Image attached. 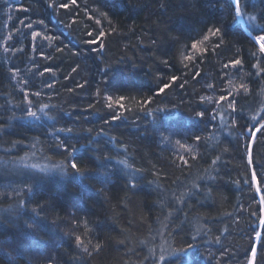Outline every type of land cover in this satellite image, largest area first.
Returning a JSON list of instances; mask_svg holds the SVG:
<instances>
[{
  "label": "trees",
  "instance_id": "16d2710c",
  "mask_svg": "<svg viewBox=\"0 0 264 264\" xmlns=\"http://www.w3.org/2000/svg\"><path fill=\"white\" fill-rule=\"evenodd\" d=\"M63 2L67 0H55L57 5ZM246 2L249 12L264 18V0ZM48 4L49 0H0V124L4 125L0 129V193L5 194L0 195V210L12 208L0 211V264H139L148 247L165 241L185 251L169 256L164 264H246L253 229L264 233L258 226L259 197L264 194V135L257 133L253 142L246 133L249 109L257 107L264 74L255 76L251 53L257 45L242 26L233 23L230 0H77V5L67 10ZM21 6L28 11H18ZM95 7L106 11L117 29L105 37L102 50L98 44L87 43L91 39L87 32L95 33L98 26L87 19L85 10L91 14ZM8 15L13 17L11 21ZM21 19L57 39L33 42L31 30L20 25ZM39 20L44 25L35 23ZM103 23L108 31L107 21ZM210 25L222 27L225 46L216 54L196 55L191 44L200 40ZM9 31L13 39L8 46L22 51H4L3 40ZM185 45L189 49L186 54L196 55L194 66L182 62ZM41 52L51 58L45 59ZM236 56L243 58V70L224 69L223 63ZM34 64L38 67L33 68ZM44 68H52L55 74L38 75ZM15 69L20 71L13 77L10 70ZM171 76L178 79L173 82ZM231 77L236 84L247 83L251 90V95L236 96L237 112L233 115L237 126L230 128L229 116L211 120L206 112L205 118L196 117L195 113L205 108L211 112L215 99L226 94L221 89L229 87ZM208 83L214 89H208ZM164 84L170 87L157 95ZM22 88L30 93L39 91L40 97L30 96L34 110L40 104L54 106L49 111L54 119L40 113L39 121L27 117L26 105L21 103ZM104 93L136 100L151 96L147 107L157 118L128 99L123 103L132 110L120 120H111L113 112L105 106ZM201 96H212L213 102H201ZM165 106L166 111H155ZM69 127L73 129L70 133L54 132ZM101 129L104 131L98 135ZM210 133V140H194ZM57 136L75 146L73 156L94 170L88 174L93 178L86 181L87 189L77 179L61 178L56 172L45 175L30 167H51L64 159L67 153L57 146ZM177 139L192 146L196 160L175 145ZM249 143L253 167L262 181L260 194L251 182ZM26 153L24 163L29 167L18 161ZM180 155L189 159V166L179 161ZM120 159L141 170L135 173V187L130 183L132 170L121 165ZM204 169L210 170L211 179ZM33 176L44 178L33 182ZM193 180L201 188L193 189L184 203H177L173 194L190 189ZM25 183L32 184V191L25 190L17 197L15 192ZM20 199L24 208L18 207ZM169 211L171 216L165 220ZM85 220L91 229L88 238L102 243L100 251L91 256L76 247L74 236L66 235L82 234ZM25 221L35 222L37 229H27ZM216 236H220L219 243ZM121 240L126 242L121 244ZM140 240L149 244L140 245ZM256 244V264H264V250H259V241Z\"/></svg>",
  "mask_w": 264,
  "mask_h": 264
},
{
  "label": "snow or ice",
  "instance_id": "6c2138e0",
  "mask_svg": "<svg viewBox=\"0 0 264 264\" xmlns=\"http://www.w3.org/2000/svg\"><path fill=\"white\" fill-rule=\"evenodd\" d=\"M230 4L232 5V11H233V23L242 26L243 30L246 32V34L251 38V40L257 45V48L255 51L251 53V55L255 58V63L252 64V68L255 69V76L260 77L262 74H264V18L259 17L255 12H249L247 10V2L246 0H230ZM77 5V0H67V2L59 3L58 5L55 3V0H49V7H53L58 9H69L70 7H74ZM18 11H24L27 12L28 9L21 6L17 9ZM11 11V8H9V12ZM91 14L89 13V10H85V14L87 15V19L90 21H93L95 25H97V29L95 33L92 31L87 32V35L91 37L87 43L91 44H98V49L102 50L104 47V39L110 32H115L117 29L112 26V21L109 18V15L106 11H103L99 7L92 8L90 10ZM7 19L11 21L13 17L11 15L7 16ZM103 21H107L108 31H105V25ZM73 23H76V20L72 21ZM20 25H22L24 28L31 30L30 36L31 40L33 42L37 41V39L45 40V41H54L57 39V37L50 36L47 34H44L41 31L34 30L33 23L28 22L25 23L24 19H21L19 21ZM35 23H38L40 25H44L43 20L36 21ZM20 29L16 28L15 32H19ZM13 39V32L9 31L7 36L3 40V46L4 51H22V48H16L13 49L8 46V41H11ZM225 33L222 27L216 26V25H210L207 27L206 31L202 35V38L196 42H193L191 44V51L195 53L196 55H205L209 51H211L213 54H216V50L222 48L225 46ZM206 45H209L210 47H207ZM35 44H33V51H35ZM56 51H61L60 48H56ZM184 55H183V61L193 62L196 59V55L193 54H186L189 49L188 46H184ZM239 51V49H237ZM41 56H44L45 59H50L51 57L45 56L43 52H41ZM165 64H167V61H164ZM224 69H237L239 68L241 71L244 68L243 58L240 56H236L233 59L228 60L227 62L223 63ZM37 65H33V68H37ZM184 67L188 68L189 63H184ZM13 77H15L19 73V69L10 70ZM31 71V69H29ZM75 71V69H73ZM45 73H53L55 74L52 68H44L43 71L38 72V75L43 76ZM197 76H199V72L195 73ZM225 76H228V73L224 74ZM252 73H244V76H251ZM171 81L175 82L178 77L171 76L169 78ZM241 80H243V76L240 77ZM24 85L28 84L27 80L22 81ZM229 87L226 89H221L222 93L226 94H220L214 101L215 107L211 110V112H208V109L205 108L203 111H197L195 113V116L198 118H205L206 112L209 114V117L211 120H216L218 117L221 120H224L225 116L231 117L230 121V128H235L237 126V120L236 117L233 115L237 112V99L236 96L243 93L245 95H251V90L249 88V85L247 83L241 82L239 84L235 83V77H231L227 81ZM47 87H52L51 84L46 85ZM81 87L83 85H80ZM170 87L169 84H164L161 86L158 91L157 95L160 93H163L166 88ZM183 87V84L181 85ZM208 89H214L213 84L208 83L206 85ZM23 93V98L21 103L26 105L25 108V115L27 117L32 118L35 121H39L41 119L42 114L44 117H48L49 119H54V117H51L49 115V111L52 107L49 104H40L38 107L34 110V101L30 98V96L40 97L41 93L39 91L36 92H29L26 88L21 89ZM101 91L98 89L96 92V96L99 98L101 97ZM103 100L106 101L105 106L113 112L111 116V120H120L125 112L131 111L132 109L126 107V105L123 103L125 100L132 99L134 101L135 106L140 111L147 112L148 115H152L153 118H157L155 116V113L153 110L149 109L147 106L152 103L153 98L151 96L145 97L139 100H136L135 98H129L125 96H113L107 93L103 94ZM231 98V99H230ZM201 102H204L207 100L209 103L213 102L212 96H201L200 97ZM223 102V103H222ZM226 105V106H225ZM92 107V105H90ZM119 108V111H116V109ZM155 111L157 112H163L166 111V106L163 108H157ZM243 111V109H241ZM250 115L249 120L250 124L246 129V133L251 141H255L257 133H260L261 135H264V88H261L259 91V100L257 102V107L255 109H249ZM105 123H109L108 120H105ZM227 123V122H226ZM4 125L0 124V129H3ZM72 128H57L54 130V132H72ZM89 132L92 131V129H88ZM103 129L100 130V133H103ZM54 134V133H53ZM213 138V134H209L207 137L202 138L201 136H195L194 140L196 142H200L202 139L204 140H210ZM114 139V138H113ZM163 139L165 141L171 142V138L169 136H164ZM57 146L60 148H63L64 151L67 153V155L64 157L62 161L59 163L51 165V167L44 165L41 166L39 164H32L30 167L32 169L38 170L40 173H44L45 175L51 174L53 172H56L59 174L61 178H67L71 177L73 179H77L80 186L84 189H87L89 185L86 183V181L92 179L90 175H88L90 172H93V169H90L86 166H83L78 157L73 156V153L75 152V146H69L66 144L65 141L60 140V138L57 136ZM13 144L19 143L18 141H13ZM91 143V141H90ZM175 145L179 147V149H182L187 154H192L194 152L191 145L183 143L181 140L177 139L174 141ZM32 147H35V144L32 145ZM248 156H247V163L250 167H252L251 171V182L255 186V191L257 194H260L262 192L261 189V183L262 181L257 178V172L255 168L253 167V158L251 155V143L248 145ZM34 155V153H33ZM28 158V154L26 153L25 156L19 157L18 161L20 164H22L24 167H29V165L25 164L24 161ZM192 160H196L197 156L195 154H192L190 157ZM105 159H109V157H105ZM179 161L184 166H189V159H187L184 155L178 156ZM219 157L211 160V165L209 166V169L211 166L215 165ZM121 165H123L125 168H129L132 170L131 175L132 178L130 179V183L132 187H135V173L140 172L141 170L138 168H134L133 165H130L127 159H120L118 161ZM209 169H204V172L208 174V178L211 179V172ZM107 175V173H105ZM158 175V174H157ZM44 176H33L30 179L33 182H39V180L43 179ZM203 176H198L197 179H203ZM248 181L246 180L245 183ZM238 183V182H237ZM201 188V185L196 183L195 180H193L191 184V188L187 189L184 192H181L178 196L174 195L175 201L177 203H184V198L189 195V193L193 190H199ZM31 192L32 191V184L31 183H25L24 187L20 191H16L15 195L17 197H20L24 194V191ZM209 192L212 191L211 188L207 189ZM0 195H5L4 193H0ZM7 195H12V193H8ZM259 204L261 205L259 211L260 215L258 217L259 220V228L264 229V194H261L259 197ZM18 207L24 208L25 202L23 199H20L18 201ZM37 207L42 208V205H37ZM12 208L9 209H3L0 211H11ZM33 212L36 213L37 216H39V212L36 208L32 209ZM253 215H256V213H252ZM171 216V211H169L168 216H165V220H167ZM77 224L79 222H76ZM163 227H167V225H162ZM25 227L27 229H37V224L35 222H28L25 221ZM207 227V226H205ZM211 231V229H209ZM91 232V229L87 225V221H84V231L82 234H76V233H66V235L74 236L75 245L80 251L87 255L91 256L94 252L100 251L102 248V243L97 241L96 243H93L90 238H88L89 233ZM254 237L252 238V244L250 248L248 249V255H246L245 260L246 264H256L257 261V255H258V247L256 242L259 241L261 248L259 250H264V233L261 231H258L256 229H253ZM158 235H162L161 233L157 232ZM155 239V237H153ZM216 243L220 242V236L215 237ZM126 241L121 240L119 243L124 244ZM140 245L147 246L149 244L148 240H140ZM167 245V246H166ZM188 247H192V245H188ZM157 248H159V253H157ZM148 254L143 257V259L139 262V264H145L146 261L151 260L152 264H164L166 259L169 256H172L176 253L184 252L185 249L183 247H173L170 244H167V241L165 243L160 245H152L148 247L147 249ZM227 251V249L225 250ZM223 255V253H222ZM74 259L76 257H73ZM49 264H51V261H49Z\"/></svg>",
  "mask_w": 264,
  "mask_h": 264
},
{
  "label": "rangeland",
  "instance_id": "374dc122",
  "mask_svg": "<svg viewBox=\"0 0 264 264\" xmlns=\"http://www.w3.org/2000/svg\"><path fill=\"white\" fill-rule=\"evenodd\" d=\"M11 1L17 2V1H19V0H11Z\"/></svg>",
  "mask_w": 264,
  "mask_h": 264
}]
</instances>
